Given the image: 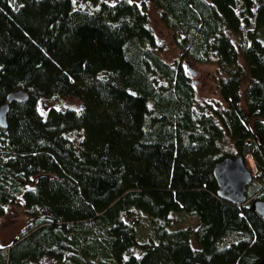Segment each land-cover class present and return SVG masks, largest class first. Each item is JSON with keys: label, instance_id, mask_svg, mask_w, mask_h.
I'll return each mask as SVG.
<instances>
[{"label": "trees", "instance_id": "obj_1", "mask_svg": "<svg viewBox=\"0 0 264 264\" xmlns=\"http://www.w3.org/2000/svg\"><path fill=\"white\" fill-rule=\"evenodd\" d=\"M140 2L192 61L225 75L226 108L193 110L190 85L155 55L135 0H0V105L11 92L26 95L8 104L0 127V217L20 199L27 218L0 264L263 260L264 224L252 203L264 200V45L254 37L264 1ZM58 96L80 108L48 107ZM226 139L255 166L242 206L216 195L211 172L229 156ZM177 215L195 227L176 226ZM139 217L149 224L144 241Z\"/></svg>", "mask_w": 264, "mask_h": 264}, {"label": "rangeland", "instance_id": "obj_2", "mask_svg": "<svg viewBox=\"0 0 264 264\" xmlns=\"http://www.w3.org/2000/svg\"><path fill=\"white\" fill-rule=\"evenodd\" d=\"M113 1V0H112ZM264 1V0H263ZM137 5L141 6V10L145 14L146 27L151 32L156 43L155 55L166 65L181 69L188 84L191 87L192 92V107L195 112H205L209 109L224 110L226 104L221 100L218 93V81L224 79L225 75L219 72L213 64H199L192 61L183 49L177 46L173 40L171 32L166 30L160 23L156 10L153 6L147 2H140L135 0ZM251 25L250 27H252ZM243 31L240 36H232L233 43H239V39L243 40L245 37ZM254 37L262 45H264V26L257 29L254 33ZM237 63L243 67L241 59ZM190 71H193L195 75L192 77ZM248 84V78L245 77V81L239 87V107L246 113L243 103V93ZM48 107L54 109H73L78 110L80 108V102L73 97L58 96L46 103ZM250 121V124L251 125ZM223 151L228 153L229 156H238V149L235 148L234 142L226 139ZM248 169L251 172L253 179L256 177L255 166L252 159L249 156L245 157ZM253 200V199H251ZM249 201V200H248ZM247 201V202H248ZM27 218L24 214L23 205L20 199H17L14 203H9L4 207V214L0 217V249H4L15 240L19 233L26 226ZM176 226L178 227H191L194 228L196 220L192 216L177 215L174 218ZM135 234L138 241H144L150 234L148 220L144 217H139L137 226L135 227ZM192 248H196V245L191 241ZM7 249V248H6ZM139 254L138 251H134ZM39 264H50V262L43 261Z\"/></svg>", "mask_w": 264, "mask_h": 264}, {"label": "water", "instance_id": "obj_3", "mask_svg": "<svg viewBox=\"0 0 264 264\" xmlns=\"http://www.w3.org/2000/svg\"><path fill=\"white\" fill-rule=\"evenodd\" d=\"M189 73L192 77L195 75L193 71ZM25 100L26 95L19 90L11 92L6 96L5 102L0 105L1 128L4 129L6 127L8 104L10 102L22 103ZM211 173L216 184V195L218 198L235 206H242L247 203L246 189L253 177L250 170L243 164V160L240 156L221 157L213 165ZM252 198H250V200ZM252 209L264 224V200L253 201ZM259 264H264V257Z\"/></svg>", "mask_w": 264, "mask_h": 264}]
</instances>
